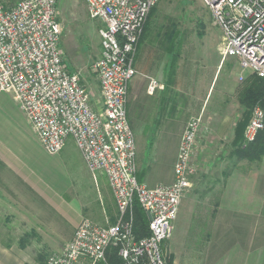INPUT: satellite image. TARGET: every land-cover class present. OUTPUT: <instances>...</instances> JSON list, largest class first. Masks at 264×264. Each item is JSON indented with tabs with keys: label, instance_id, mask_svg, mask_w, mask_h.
I'll return each mask as SVG.
<instances>
[{
	"label": "built area",
	"instance_id": "obj_1",
	"mask_svg": "<svg viewBox=\"0 0 264 264\" xmlns=\"http://www.w3.org/2000/svg\"><path fill=\"white\" fill-rule=\"evenodd\" d=\"M159 0H85L87 15L100 23L99 57L93 63L100 105L80 74L66 68L60 47L58 0L0 1V92L12 95L46 153L60 152L71 138L91 174L105 175L116 217L102 227L83 218L70 240L42 264L105 262L115 249L122 264H169L163 242L173 233L180 201L191 185L190 163L201 117L187 120L173 179L148 187L137 178L136 146L127 116L134 53L152 7ZM222 34V60H238L245 74L264 79V0H201ZM160 85L150 80L147 92ZM264 128V111L254 106L243 131L253 142ZM148 217V235L134 234L133 203Z\"/></svg>",
	"mask_w": 264,
	"mask_h": 264
},
{
	"label": "rangeland",
	"instance_id": "obj_2",
	"mask_svg": "<svg viewBox=\"0 0 264 264\" xmlns=\"http://www.w3.org/2000/svg\"><path fill=\"white\" fill-rule=\"evenodd\" d=\"M0 1L6 6H11L15 2ZM57 12L64 64L70 71L80 74L92 94L94 103L99 107V85L93 63L100 53V23L88 17L85 0H58ZM146 24L168 27V32L175 31L173 51L178 53V58L175 72L169 76L171 84H168V89L163 93L159 128L148 130L154 135L144 144L141 142L143 138L136 135L137 131L132 126L136 141L138 175L141 171L148 172L155 179H166L172 149V144L168 142V102L172 98L171 95H174L173 101L177 99L181 84L183 100L187 98L188 119L201 117L190 159L195 173L190 178V187L180 201L178 214L173 222L172 236L163 242L166 258L169 264H247V260H252L251 249L257 243L255 233L260 232V226H257L256 231L254 224L250 226L246 223L243 209L237 208L231 213L230 224L210 226L213 233L207 239L204 238L203 232L199 234L198 230L209 226L197 223L207 212L205 198L216 194L211 188L224 185L225 173L235 168L260 167V159L237 160L230 154L234 127L244 110L239 93L245 86L248 75L239 80L238 60L232 61L230 58L222 60L220 53L222 34L214 25L209 11L201 0H159ZM151 79L153 78H148L146 89L144 84L146 92ZM145 80L147 81V78ZM202 109H205L203 114ZM19 111L25 116L20 108ZM15 124L19 128L22 126L23 129L26 128L23 118L16 116ZM139 130L147 132V129ZM159 131L162 133H158ZM74 146L71 139L65 142L62 151L60 150L57 155H48L45 150L39 152V160H42L48 169L46 170L48 178L55 186L69 184L71 189L68 192L88 185L93 175L85 167L79 151ZM25 202L29 207V202ZM37 204L43 205L40 201ZM17 211L24 214V217ZM39 211L44 213L41 214L43 217L52 216L46 208L11 210L0 207V244L5 247L4 244L9 243V247L14 250L26 246L29 253L24 256L20 253V258L30 260L31 264H35L31 260L43 258L41 248L44 249L51 243L50 240L37 239L34 224L38 221ZM190 216H193L192 223V220L189 222ZM221 216V221L227 220L223 212ZM216 218H213L214 221ZM26 220L33 224L22 223ZM68 241L63 243L62 247ZM48 253L51 254L50 251L44 253L45 259ZM14 257L16 258L15 255Z\"/></svg>",
	"mask_w": 264,
	"mask_h": 264
},
{
	"label": "crops",
	"instance_id": "obj_3",
	"mask_svg": "<svg viewBox=\"0 0 264 264\" xmlns=\"http://www.w3.org/2000/svg\"><path fill=\"white\" fill-rule=\"evenodd\" d=\"M167 28L145 24L134 53L133 66L136 74L128 84L127 116L131 129L133 126L137 131L136 135L143 138L141 142L144 144L154 135L148 130H157L160 126L159 112L163 103V93L168 89V84H171L169 78L171 74H168V37L162 34ZM228 58L232 61L236 59ZM149 77L160 85V88H155L152 93L145 91ZM180 86L177 99L173 101L174 95H171L172 98L168 102V142L172 144V149L166 179H155L148 172L140 171L138 175L137 172L138 180L148 187L170 183L173 179V164L179 140L189 117L185 97L187 94L185 93L183 100V86L182 84ZM204 111L205 109H202L201 113L203 114ZM22 115L12 95L8 92H0V207L11 210L46 208L48 213L49 211L52 213L51 217L48 215L43 217L41 214L44 213L39 211L38 221L34 224L38 234L37 239L51 242L44 249L41 248L42 259L31 260L35 264H40L45 259V252L53 253L61 250L62 244L71 238L81 219L87 218L102 227L112 224L116 217V206L106 177L101 172L93 174L88 185L76 188L72 192H68L71 189L69 184L55 186L48 178L47 167L42 160H39V152L44 149L30 122ZM16 116L24 119L26 128L23 129L24 126L19 128L15 124ZM140 122L143 123L137 124ZM139 129H147L148 133ZM68 139L66 141H71V138ZM211 189L216 194L205 198L207 212L197 223L209 227H202L198 230L199 234L203 232L204 238H209L213 233L210 226L230 224L231 213L241 208L244 210L246 223L250 226L254 224L256 231L257 226H260V232L255 233L257 243L251 249L252 260H247V264H264V151L260 157L259 168H235L227 173L223 186ZM25 201L29 202V207ZM39 201L42 202V206L37 204ZM222 212L227 219L225 221L220 220ZM20 215L24 217V214ZM192 217L190 216L189 220V222L192 220L191 223L194 222ZM214 217H217V220L214 221ZM22 223L33 224L27 220ZM28 251L26 246L14 250L0 244V264H31L30 260L20 258V253L24 256L29 253ZM78 264H90V262L82 260Z\"/></svg>",
	"mask_w": 264,
	"mask_h": 264
},
{
	"label": "trees",
	"instance_id": "obj_4",
	"mask_svg": "<svg viewBox=\"0 0 264 264\" xmlns=\"http://www.w3.org/2000/svg\"><path fill=\"white\" fill-rule=\"evenodd\" d=\"M156 6V5H155ZM155 6L150 10L147 20L153 14ZM144 24V25H145ZM168 37V55L170 56V61L168 62V74H173L175 72L176 61L178 58V53L174 52V34L175 31L171 30L162 33ZM239 100L242 104L244 110L241 113V118L237 120L234 127L233 139L231 141V155H234L237 160H259L264 151V128L260 130L253 142L243 145V131L246 124L249 121L250 113L254 106H259L264 111V79L257 77L254 74H249L246 78V84L239 93ZM227 173H225V176ZM134 211V234L136 238L145 237L148 235V217L147 214L142 210L139 204L134 201L133 203ZM9 247V243L4 244ZM45 261V260H44ZM43 261V262H44ZM169 261V260H167ZM41 262L40 264H42ZM101 264H122L121 259L117 255L115 249L108 250L106 253L105 262H100Z\"/></svg>",
	"mask_w": 264,
	"mask_h": 264
}]
</instances>
